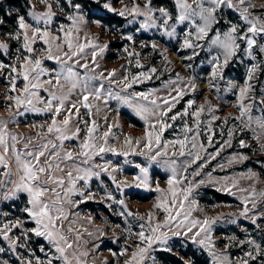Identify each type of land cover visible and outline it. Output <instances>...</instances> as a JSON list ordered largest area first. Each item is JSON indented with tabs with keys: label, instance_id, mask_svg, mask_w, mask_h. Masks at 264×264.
I'll list each match as a JSON object with an SVG mask.
<instances>
[{
	"label": "snow or ice",
	"instance_id": "6c2138e0",
	"mask_svg": "<svg viewBox=\"0 0 264 264\" xmlns=\"http://www.w3.org/2000/svg\"><path fill=\"white\" fill-rule=\"evenodd\" d=\"M71 7L74 9L75 14H69L67 19L72 22L71 27L66 29L65 25L61 24L58 31L63 33V36L53 35L49 30V26L53 23L56 13L53 11V3L49 0H40V3L45 5L44 11H36L35 5L30 4V11L28 16L33 21L32 24L28 23L25 16L19 15L16 18V30L14 32L8 33V38L10 40L14 39L16 41H22V49L27 55H17L15 57V63L5 64L0 62V72H6V79L8 80L9 87L6 91V107L9 113V120H4L0 118V148L3 152L0 153V166H3V175L8 177L7 183L5 180L0 179V199L9 200L18 195V193H27L28 195V206L23 209L28 217L34 221L36 227L32 229H23L21 231V236L13 239L10 237L9 233L13 229H21L24 221L17 220L11 224H5L0 228V237L3 240L8 241L10 250L15 253L17 248H26L27 244H20L19 241L21 237L25 240L29 239V233L34 234L37 237H43L54 247L55 252L59 255H53L46 260H41L39 257L35 258V264H53V260H60L63 264H73V261L69 259L67 249L72 248V244L68 242L67 237L61 231L62 221L68 219V215L65 209L62 207L64 202L74 203L69 200V194L76 192V183L78 180L87 181L95 176L100 177L101 172L107 173L111 176L113 183L116 184L117 189L123 194L125 189H138V190H148L156 191L163 195L164 190L160 188L159 184L156 185L155 189L151 188L149 180V168L153 164H160L161 157H168V149L173 148L178 145L179 152L178 155L181 157L187 156L190 159H186L183 164L184 173H187L188 167L192 164H196L197 161H203L191 174L196 177L200 176V169L209 163L212 159H215L216 155H219L220 151L225 147H231V139L233 136L232 129L228 131L229 139L225 140L220 148L216 150L215 153H207L205 145L198 142V137L201 135V114L205 112V104L199 105L195 111H189L193 108L195 101L190 99L184 106L183 111H178L175 114L169 116V113L173 111L176 104L179 103L188 92H195L197 90L196 84L194 83L195 77L189 78L184 84V87H175L172 89L176 94L171 95L169 93L165 97L156 96L157 89H150L148 92H136L131 95L127 94L128 90L132 88L133 84L143 83L145 80L151 79L150 74H155L157 69L155 67L149 69V75H145L141 72L138 76L125 75L121 77L118 81L117 70L113 69L107 72L96 73V69L99 68V64L96 62V48L103 53L108 47L107 44L100 46L92 42L90 38L87 39V43H73V40H79V25L86 23L85 17L82 13V5L80 3H71L68 0ZM95 3L100 4V6L112 13L119 15L120 17L131 16L133 19L129 20V23H133L138 17H143L140 22V26L137 31L141 29H152L160 28L163 29L162 35L168 38H173L177 35L176 25L189 23L188 30L184 33V39L180 45L181 49H191L192 55L184 57L186 60H192L194 57L199 55L197 49L203 48V45L199 42L205 40L209 36V32L213 31V25H219L221 20L218 19V13L223 10L224 7L234 10L239 14L240 24L228 22L229 26L223 32L219 28L215 29V34L210 38L208 46L212 48L215 46L219 49L217 55L212 57L210 61L212 65L209 85L215 88L216 85L213 83L217 79H223L224 71L232 61L237 53L242 51L245 56L250 60L256 61L257 56L254 54L257 50L261 56H264V5L259 8L253 3V0H192L191 3L188 0H174L175 7L177 9V14L173 15L165 7L154 8L152 6V0H144L143 7L134 2L132 8H128L125 5L122 9L117 10L112 6V0H105L101 3V0H94ZM59 6V5H57ZM62 10V9H61ZM257 11L261 12V15H255ZM158 13V15H157ZM10 15V14H9ZM159 21V23H158ZM169 21H174L171 26H169ZM199 21V22H197ZM3 19H0V24H3ZM97 26H101L102 22L100 20L95 21ZM76 33L74 36L73 33ZM122 39H127L132 41V35L126 37H121ZM43 41L47 46L44 49V58L47 60H55L59 65V71L53 70V73H48L45 68L42 67V60L37 56L33 45L37 41ZM243 45V48H242ZM88 47L93 48L92 52V67L86 63H80V58L84 50ZM141 47H147L145 44H141ZM67 48V51L64 49ZM153 50H157L158 46L155 42L151 44ZM9 49V44L0 41V50L7 52ZM20 52V50H17ZM131 57L134 54L139 55V53L128 52L127 47L124 49ZM161 55L167 60L166 50L161 52ZM36 56L35 59L33 57ZM74 57H78L74 64L78 65L80 68L85 69L83 76H81L74 68L73 65L69 64ZM222 57V59H221ZM131 63V61H129ZM170 63V62H169ZM137 66L140 65V61H136ZM187 67L191 68L192 65L188 64ZM122 69L126 66L122 65ZM264 71V60L260 62L252 63L246 72L244 86L239 87V94L237 97L236 107L240 111V115L235 117L236 120H241L247 115L248 123L244 125L241 130H251L253 132L254 138L259 143L261 136H264V115L253 117L250 115L252 107L259 104L264 111V99L256 100L252 97L250 103H245V100L249 99L250 93L253 92L254 85L252 83L257 72ZM53 75L55 83L52 79L41 80L42 76ZM22 80L23 87L18 89L17 82ZM64 81V83L61 82ZM177 80H183L177 73ZM107 82V83H105ZM177 81H169L164 87L168 88L171 85L176 84ZM114 84H119L120 90L114 91L112 86ZM66 85H69L66 88ZM231 85V82H230ZM48 86H51L55 91L50 90ZM236 87V85H231ZM80 88L83 93L78 101H71L69 96L77 89ZM43 89L48 93V99L44 101L39 95V90ZM59 91L60 95L57 94ZM10 93V94H9ZM123 93V94H122ZM150 97H152L150 99ZM100 102L107 106L109 101L115 100L119 104L126 105L128 108L132 109L140 119L145 121L144 134L141 137H133L130 135L124 136V143L126 146L132 149L135 153V149L132 148L133 143L136 146L143 144V148L146 151H140L136 153L143 156L147 160V166H141L139 164L135 165L139 169V174L134 176L132 182L121 181L117 182L116 177L112 176L109 172L107 164L100 168L99 171H92L91 168L81 169L79 166L75 168L77 176H73L72 171H68L65 176H57L53 171V161L55 158L61 157V152L63 150V143L66 140H72L78 137L81 129L80 127H75L74 131H71L70 125L73 120L79 122H84L86 130L89 134L85 138V141L79 145L81 152L77 155L71 151L63 152V160L74 161L75 159L84 158L83 162L87 163L88 160L92 159L94 155H99L104 152H116V149L105 147L107 145L108 138L113 135V127H119V123L108 124L107 130L103 133L101 139L103 144H101L97 150V145L94 142L95 137L92 135L99 127L96 120H92V126H88L86 121L80 114V108L83 107L87 110L88 116H92V109L95 107L96 114H99L102 109L100 103H90L89 101ZM44 104V107H37L39 104ZM69 104L70 107H65V104ZM207 111L213 112L214 107L210 102H206ZM13 108L16 111H13ZM74 110V111H73ZM117 114L119 109H116ZM33 113H51L52 119L51 123L46 125H39L41 131L37 133V136L41 137V142L37 145H31V137L27 138L28 142L24 143V151L17 149L16 145L18 143L17 134L9 133L7 131L8 123L17 122V117H22L25 114ZM63 115L62 120H57L56 117ZM191 115L193 117V124L190 126L187 122L183 125V139L177 138L172 141H162V135L166 129L172 128L171 123H167V120L175 122L178 119H182ZM150 117L154 118V121H150ZM107 122V117H104ZM218 117L212 116V120H216ZM228 117H225V123H227ZM253 124L256 128L260 129L259 132L256 128H253ZM46 128V133L44 132ZM71 131V134L68 133ZM206 132L208 145L211 146L213 143V133L211 130V121L208 122V127ZM189 134H192L189 137ZM54 135L59 141V144L54 143L50 139H46V136ZM25 137L21 134L19 136V141H23ZM9 140L11 143H9ZM91 141V142H90ZM190 144V148L188 145ZM240 147H249L244 140L239 141ZM188 149L187 152L185 149ZM91 150V151H89ZM261 150L264 151V144H261ZM200 151H205L207 153L206 157H201ZM11 153L12 158H14L17 172L19 173V178L17 182H13L11 179L12 171L11 165L9 164V154ZM124 156L128 155L125 151L121 153ZM176 152H173L175 157ZM41 157H44V162L41 163ZM31 158V159H29ZM246 156H236L229 163L236 161L246 160ZM163 165L170 167L171 176L169 177L168 189L167 191L171 194V201L169 203L168 198L157 197V203L153 205L154 209L163 211L165 219L163 222H153L155 221V216L153 212L149 211L147 214L148 227L146 229L145 224H140V231L138 233H132L131 229H125L129 233V236L136 235L139 237V243L132 249L131 256L124 261V264H144L145 260H152L155 264V258L151 256V251H155L158 248L163 251L171 252L172 248L168 246V242L172 238H190L191 242L197 244L198 246L206 249L209 255L212 257L213 264H251V262L257 261L258 258L261 259V264H264V247L258 243L255 239L247 238L244 240H239L240 245L249 246V251L244 252L243 257H238L233 262L226 252L217 253L215 251V241L212 239V227L217 222L221 221L225 217L231 218L236 216V213H220L216 217L209 219L207 216L203 220L201 219H190L192 214V207L195 206L196 202L194 199L190 200L192 197L193 189L198 185L205 184V180L201 179L198 181L187 180L186 174H178L176 170L177 160L174 158L164 159ZM56 169L59 171H64L59 163L55 165ZM223 167V165H221ZM118 169H112V171H117ZM83 175H79L80 172ZM211 176V173L208 174ZM256 174L253 173L249 176L251 179ZM69 185L65 188V184ZM187 181V187L179 188L178 186L184 184ZM214 181H208V183H213ZM14 183L15 186L9 190L7 185ZM55 185V187H50ZM235 183L233 184V187ZM57 187L63 189V195L60 191H57ZM228 194L235 195L231 191V188L224 187L222 189ZM241 191H247L246 189H241ZM53 193V196H47V193ZM81 196L80 203H84L88 199H92V193L85 196L84 192H79ZM256 193L253 190L249 196L241 197V201L244 205L243 210L238 213L239 217H245L250 220V222L257 228L260 225L257 223L258 219H264V211L258 209V204L256 200ZM259 196L264 197V191L259 193ZM178 197H182L179 199ZM108 199H113L110 195ZM185 201H189V207H185ZM121 205H125L123 199L117 201ZM251 204V207L248 205ZM260 205L264 206V200L260 201ZM126 207V205H125ZM121 216L135 217L137 219L143 220L144 217L139 214H134L131 211L121 212ZM91 223V218H89ZM175 222V224H173ZM235 223V220H231ZM58 223L61 227H58ZM119 227V225H116ZM162 229H167V231H162ZM194 229H197L195 232ZM68 231H73L69 228ZM101 236H104V231L102 229H97ZM146 231L148 234L146 235ZM92 235V233H89ZM80 236L77 235L76 240L79 241ZM154 245L156 246L154 248ZM94 248H98V244L93 245ZM229 245H225V248ZM43 250V249H41ZM128 247L125 246L119 256H123L128 252ZM5 251L4 248H0V253ZM75 259V264H84L81 261L80 255L87 256V252H83L77 255L75 252L72 254ZM113 256H117V253L113 252ZM0 264H8V261L0 260ZM22 264H33L31 259L22 261ZM107 264V261H105ZM182 264H190L188 261H182Z\"/></svg>",
	"mask_w": 264,
	"mask_h": 264
},
{
	"label": "rangeland",
	"instance_id": "374dc122",
	"mask_svg": "<svg viewBox=\"0 0 264 264\" xmlns=\"http://www.w3.org/2000/svg\"><path fill=\"white\" fill-rule=\"evenodd\" d=\"M3 2L4 0H0V4ZM49 2L53 3V11L56 13V17L54 18L53 23L49 26V30L53 35H60L62 37L63 33L59 32L58 28L61 24L65 25L66 29L71 27L72 22L68 20L67 17L69 14H75V11L68 0H49ZM103 2H105V0H101V3ZM134 2L143 7L144 0H112V6L117 10H120L127 5L130 9L133 7ZM188 2L191 3L192 0H188ZM71 3H80L82 5V13L86 20V23L79 25V40L77 41L74 39L73 43H87L85 37V34H87V37L90 38L94 44L100 46L105 44L108 45L103 53L99 51V48L95 49L96 62L99 64V68L96 69L95 74L104 72V74L107 75L108 71L115 69L117 70L116 80L118 81L125 75H128L129 77L131 75L138 76L141 72L145 75H149V69L155 67L157 72L155 74H150L152 76L151 79L145 80L143 83L133 84L127 94L131 95L136 92H148L150 89H157L155 95L161 98L167 96L169 93L175 95L176 93L172 91L173 88H182L189 78L195 77L194 83L196 84L197 90L195 92H188V94L180 99L173 111L169 113V116L178 111H183L184 106L190 99L195 101L193 108L189 110L190 112L195 111L199 105L205 104V112L202 113L200 117L201 135L198 137V142L205 145L207 153H215L216 150L220 148V145L225 140L229 139V129H232L233 136L231 139L232 146L223 148L219 155L215 156V159H212L203 169H200L201 174L196 177L191 173L194 170H197L198 165L203 161H197L196 164H192L188 167L187 173H184L183 162L190 158L178 155V145L175 149L169 148L168 157L159 158L161 163L153 164L149 168L151 188L155 189L156 185L159 184L160 188L164 190L163 195L156 191L138 189H125L122 194L117 189L116 184L113 183L111 176L104 172H101V175L98 178L95 176L91 177L87 181V184H85V181L83 180H78L75 185L77 191L70 193L68 197V199L74 203L64 202L62 204V207L68 215V219L62 221L61 231L67 237L68 242L72 244V248L67 249L69 259L75 264V259L72 254L75 252L77 255H80L83 252H87V256L80 255V259L84 264H105V261H107V264H124V261L131 256L132 249H134L139 243V237L136 235L129 236V233L125 231V229L130 228L132 233H138L140 231L139 225L142 223L145 224L147 229V214L149 211L153 212L156 218L153 222V226L155 222H163L165 219L166 214L161 210L154 209L153 205L157 203V197H161L162 199L167 197L169 203L171 201V194L167 191V181L171 176V170L170 167L163 165L164 159L171 158L177 160V173L186 174L187 180H205V184L198 185L193 189L190 200L194 199L196 204L192 207L190 219L203 220L205 216L211 219L220 213L237 214L231 218L225 217L213 225L211 235L212 239L215 241V251L217 253L226 252L229 258L234 262L236 258L243 257L244 252L250 250L249 246L240 245L238 243L239 240L252 238L264 247V219L257 220V223L260 225V227L257 228L249 219L238 216V213L242 211L244 207L240 198L249 196L253 190L257 194L256 200L258 209L264 211V206L260 205V201L264 200V197L259 196V193L264 191V151L261 150V144H264V136H261L258 143L251 130H241L244 128V125L248 123L247 115L241 120L235 119V117L240 115V111L236 107L237 97L239 94V87L244 86L247 69L252 63L264 60V56H261L257 50L254 53L257 56V59L256 61H252L245 56L242 51L238 52L237 56L232 59L225 69L223 79H217L213 82L216 87L212 88L209 85L212 69L210 61L212 60V57L217 55L220 51L219 49H216L215 46L209 48V40L215 34L216 28H219V30L223 32L229 26L228 22L240 24L241 21L239 19V14L234 10L224 7L223 10L217 14L221 23L219 25H213V31L209 32V36L206 37L205 40L199 42L203 45V48L196 50L199 52V55L192 60H186L184 57L192 55V50L181 49L180 45L184 39L185 31L189 28L188 22L177 24V35L173 38H168L162 35L163 29L160 28L141 29L140 31H137L143 17H138L133 23H129V20L133 19L131 16H125L126 20L123 24L104 23L98 15L115 13L103 9L100 4L95 3L94 0H86L85 2L84 0L83 2H80L79 0H71ZM85 3H88L89 7H86ZM253 3L259 8L261 5H264V0H253ZM30 4L35 5L36 11L45 10V5L40 3V0H30ZM152 6L157 9L160 7L167 8L173 17L177 14V9L172 11L165 5H155L153 0ZM14 8L15 7L10 6V12L13 13ZM29 11L30 8L25 14L21 15L25 16L28 23L32 24L33 21L28 16ZM254 14L261 15L262 13L257 11ZM97 20L102 22L103 27L96 25L95 21ZM173 22L174 21H169V26H171ZM8 26L9 29H13V22H9ZM8 33H2L0 28V41L9 44L7 52L0 50V62L12 64L15 63V57L17 55H27V53L24 52L21 47L22 41H16L14 39L10 40L8 38ZM73 35L75 36L76 33L74 32ZM128 35H132V41L121 38L122 36L126 37ZM153 42L157 44V50L151 48ZM260 42L264 43V40H261ZM142 43L147 45V47H141ZM46 47L47 46L43 41L39 40L33 45L37 56L42 60V67L45 68L48 73H53V70L59 71L60 65L55 60H47L44 58V49H46ZM125 47H127L128 52L139 53V55L137 56L134 54L129 57L128 53L124 51ZM18 49L20 52L17 51ZM64 50L67 51V48ZM93 50L94 49L91 47L86 48L82 54V58H80V63L87 62L89 66L92 67ZM165 50L167 60L161 55V52ZM35 58L36 56L33 57V59ZM77 58L78 57H74L73 60L68 63L73 65L75 70L83 76L85 69L74 64V61ZM137 60L140 61L141 66H137ZM129 61H131V63H129ZM188 64H191L192 67H187ZM122 65H125L126 68L122 69ZM177 73H179L180 77H183V80H177ZM48 79H52L53 83H55L53 75H45L41 77L42 81ZM169 81H177V83L165 88L164 85ZM61 82L64 83L63 80H61ZM230 82L231 85H236V87H232ZM252 83L254 89L253 92L250 93L249 99L245 100L246 104L251 102L252 97H255L256 100L264 99V71L257 72ZM68 86L69 85H66V88ZM8 87L9 83L6 79V72H0V118H3L4 120H9L8 109L5 106L7 102L6 91ZM22 87L23 82L20 80L17 82V88L20 89ZM48 87L50 90H56L52 89L51 86ZM120 87L119 84H114L112 89L114 91H119ZM57 94L60 95L59 91H57ZM82 94L81 89L77 88L69 96V99L73 102L78 101ZM39 95L44 101L48 99V93L43 89L39 90ZM151 98L152 97H150V99ZM89 102L100 103L93 102L91 99ZM206 102H210L214 107L213 112L210 113L207 111ZM37 107L43 108L44 104H39ZM65 107H70V105L66 103ZM100 107L102 111L99 114H96L95 107H93L91 117L88 116L87 110L81 107V117L83 118V121L87 122L88 126H92L93 119H95L99 125L98 129L92 134L95 137L94 142L97 145V150L99 146L103 144L101 137L107 130V125L118 122L120 126L118 128L113 127V135L108 138L107 145H104L105 147L116 149V152H104L99 155H94L87 163L83 162V157L75 159L74 161L63 160V152L65 151H71L78 155L81 152L79 145L89 136L85 123H78L76 120H73L70 125L71 131H74L77 126L80 127L81 131L78 134V137L64 141L61 157L55 158L53 161V171L57 176L65 177L68 171H72L73 176L75 177L77 176L75 171L77 166L81 169L91 168L92 171H99L100 168L107 164L109 172H111L112 176L116 177L117 182H132L134 176L139 174V169L135 165L139 164L141 166H147L146 158L136 153L146 151V149L143 148V144L136 146L135 143H133L132 148L135 149L134 153L131 148L125 145L124 136L130 135L134 138L143 136L145 121L140 119L132 109L128 108L126 105L119 104V102L115 100L109 101L107 110H105V106L102 103H100ZM117 108L119 109L118 114L116 111ZM13 111L15 112L16 109L13 108ZM250 115L253 117V120H255L256 117L264 115V111H262L259 104H256L252 107ZM105 116L108 118L107 122L104 119ZM212 116H216L218 119L212 120ZM225 117H228L227 123H225ZM63 118V115L56 117L58 121ZM51 119V113L29 112L22 117H17V122H9L7 131L9 133L17 134L18 143L16 147L18 150L24 151L23 145L28 142L27 138H32L30 147L41 142V137L37 136V133L41 131L39 125L49 124L51 123ZM193 119L194 118L189 115L182 119H178L175 122L167 120L166 122L171 123L173 127L165 130L162 135V141H172L177 138L183 139V125L187 122L191 126L193 124ZM150 121H154V118L150 117ZM209 121H211V130L214 134L211 146L208 145L207 135L209 133L206 132ZM253 128H256L255 124H253ZM71 131L68 133L69 135L71 134ZM256 131L259 132L260 129L256 128ZM44 132L46 133V128ZM21 134L25 137L23 141H19V136ZM191 135L192 134H189V137H191ZM46 139H50L54 143L59 144V141L54 135H48L46 136ZM240 140H244L249 147H240ZM9 143H11L10 140ZM188 148H190V144L188 145ZM187 150L188 149L186 148L185 151L187 152ZM125 151L128 152L127 156L121 154ZM174 151L176 152L175 157L173 156ZM2 152L3 149L0 148V153ZM207 153L205 151H200L201 157H206ZM236 156H246L248 159L230 164L229 160H232ZM7 159L11 165V179L13 182H17L19 173L17 172L16 164L11 153ZM44 159V157H41V163L44 162ZM56 163H59L64 171L61 172L57 170L55 167ZM221 165H223V167H221ZM112 169L118 170L112 171ZM3 172V166H0V179L5 180L7 183L8 177L3 175ZM209 173H211V176L208 175ZM253 173L256 175L249 179V176H252ZM83 174L82 171L79 173V175ZM210 180L214 182L208 183ZM234 183L235 186L233 187ZM14 186V183L7 185L9 190ZM68 186L69 185L66 181L65 188ZM187 186V181H185L184 184H181L178 187L184 188ZM50 187H55V185H51ZM224 187L231 188V191L235 193V195L218 190ZM241 189H246L247 191H241ZM57 191H60L63 195V189L57 187ZM79 192H84L85 196H88L89 193L94 195L92 199L80 203L82 198L79 195ZM46 195L53 196L54 194L49 192ZM109 195L113 199H108L107 197ZM28 198L27 193H18V195L12 199H0V228L5 224L14 223L17 220L24 221L21 229H13L12 232L9 233L10 237L13 239L21 236V231L23 229H32L36 227L34 221H32L28 217V214L23 211V209L28 206ZM178 198L182 199V197ZM121 199L125 201L126 207L125 205L117 203V201ZM248 206L251 207V204ZM185 207H189V201H185ZM127 211L139 214L140 216H143L144 219L140 220L135 217L120 215L121 212ZM89 218H91V223L89 222ZM231 220H235L236 222L232 223ZM173 224H175V222H173ZM116 225H119V227H116ZM57 226L61 227V224L58 223ZM69 228H72L73 231H68ZM97 229H102L104 231V236H101ZM196 230L197 229H194L193 231L195 232ZM162 231H167V229H162ZM89 233H92V235H89ZM147 234L148 232L146 231V235ZM77 235L80 236L79 241L76 240ZM29 236L30 238L27 240L21 237L19 243H26L27 247L17 248L15 253L10 250L8 241H5L0 237V248L5 249L3 253H0V260L8 261V264H22V261L31 259L33 264H35L36 257H39L41 260H46L53 255H59L45 238L37 237L31 233H29ZM94 244H98L99 247L94 248ZM225 245H229V247L225 248ZM125 246L128 247V252L123 256H119V253ZM168 246L172 248V251L168 253L180 258L181 261H179V264H182V261L196 264L194 260L189 259L195 251L199 258L207 260L208 264H213L212 257L209 255L208 251L197 244L192 243L190 238L174 237L169 240ZM155 247L156 246L154 245V248ZM113 252L117 253V256H113ZM160 252L167 251L160 250L159 248L155 251H151V256L155 258V264H168L160 259ZM53 264H63V262L60 260H53ZM144 264H153V262L152 260L146 259ZM251 264H261V259L258 258L257 261L251 262Z\"/></svg>",
	"mask_w": 264,
	"mask_h": 264
},
{
	"label": "trees",
	"instance_id": "16d2710c",
	"mask_svg": "<svg viewBox=\"0 0 264 264\" xmlns=\"http://www.w3.org/2000/svg\"><path fill=\"white\" fill-rule=\"evenodd\" d=\"M80 2H83V0H79ZM86 0H84L85 2ZM153 3L155 5H165L169 7L172 11L176 10L174 0H153ZM30 5V0H4L3 3L0 4V19H3V24H0V28L2 30V33H8V32H14L16 30V18L17 16L21 14H25ZM15 7L14 12H10L9 7ZM86 7H89L88 3H85ZM10 14V15H9ZM100 19L104 23H116V24H123L126 20L125 17H120L115 14H104V15H98ZM13 22L14 28L9 29L8 23ZM160 259L168 264H179L180 258L171 255L168 252H160ZM189 259L194 260L196 264H208L207 260H204L202 258L198 257V254L196 251L192 254V256L189 257Z\"/></svg>",
	"mask_w": 264,
	"mask_h": 264
}]
</instances>
